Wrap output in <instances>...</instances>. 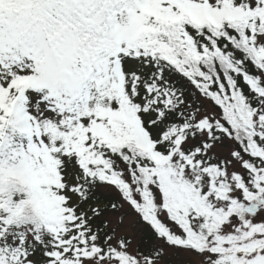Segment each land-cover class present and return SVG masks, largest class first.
<instances>
[{
	"label": "snow or ice",
	"instance_id": "6c2138e0",
	"mask_svg": "<svg viewBox=\"0 0 264 264\" xmlns=\"http://www.w3.org/2000/svg\"><path fill=\"white\" fill-rule=\"evenodd\" d=\"M0 264H264V0H0Z\"/></svg>",
	"mask_w": 264,
	"mask_h": 264
},
{
	"label": "rangeland",
	"instance_id": "374dc122",
	"mask_svg": "<svg viewBox=\"0 0 264 264\" xmlns=\"http://www.w3.org/2000/svg\"><path fill=\"white\" fill-rule=\"evenodd\" d=\"M133 219H134V218H133ZM128 231H129V232H134V229H133L131 226H129Z\"/></svg>",
	"mask_w": 264,
	"mask_h": 264
}]
</instances>
